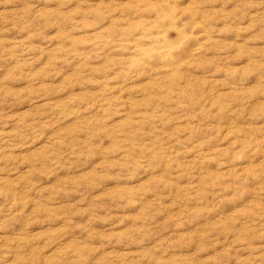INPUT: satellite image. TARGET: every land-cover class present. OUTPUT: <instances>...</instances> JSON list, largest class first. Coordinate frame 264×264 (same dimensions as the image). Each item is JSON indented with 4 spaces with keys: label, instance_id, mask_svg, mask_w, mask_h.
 Returning a JSON list of instances; mask_svg holds the SVG:
<instances>
[{
    "label": "rangeland",
    "instance_id": "374dc122",
    "mask_svg": "<svg viewBox=\"0 0 264 264\" xmlns=\"http://www.w3.org/2000/svg\"><path fill=\"white\" fill-rule=\"evenodd\" d=\"M0 264H264V0H0Z\"/></svg>",
    "mask_w": 264,
    "mask_h": 264
}]
</instances>
